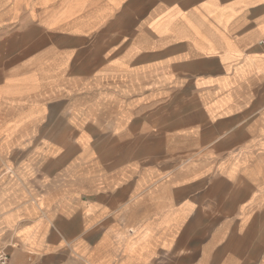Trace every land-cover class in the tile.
Masks as SVG:
<instances>
[{
  "label": "crops",
  "instance_id": "crops-1",
  "mask_svg": "<svg viewBox=\"0 0 264 264\" xmlns=\"http://www.w3.org/2000/svg\"><path fill=\"white\" fill-rule=\"evenodd\" d=\"M10 264H264V0H0Z\"/></svg>",
  "mask_w": 264,
  "mask_h": 264
},
{
  "label": "built area",
  "instance_id": "built-area-1",
  "mask_svg": "<svg viewBox=\"0 0 264 264\" xmlns=\"http://www.w3.org/2000/svg\"><path fill=\"white\" fill-rule=\"evenodd\" d=\"M8 255L4 251H0V264H7L8 263Z\"/></svg>",
  "mask_w": 264,
  "mask_h": 264
},
{
  "label": "rangeland",
  "instance_id": "rangeland-1",
  "mask_svg": "<svg viewBox=\"0 0 264 264\" xmlns=\"http://www.w3.org/2000/svg\"><path fill=\"white\" fill-rule=\"evenodd\" d=\"M9 258H10V256H9ZM7 264H10V261L9 260H8V263ZM21 264H34V263H33V261L31 259H29V260H26L24 263L21 262Z\"/></svg>",
  "mask_w": 264,
  "mask_h": 264
}]
</instances>
